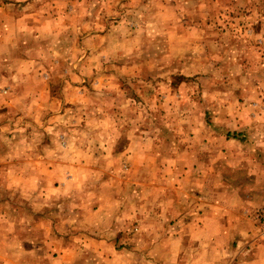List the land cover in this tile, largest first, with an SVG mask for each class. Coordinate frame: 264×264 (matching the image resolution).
Returning a JSON list of instances; mask_svg holds the SVG:
<instances>
[{"label": "rangeland", "instance_id": "rangeland-1", "mask_svg": "<svg viewBox=\"0 0 264 264\" xmlns=\"http://www.w3.org/2000/svg\"><path fill=\"white\" fill-rule=\"evenodd\" d=\"M212 194L256 228L264 0H0V264H224Z\"/></svg>", "mask_w": 264, "mask_h": 264}, {"label": "crops", "instance_id": "crops-1", "mask_svg": "<svg viewBox=\"0 0 264 264\" xmlns=\"http://www.w3.org/2000/svg\"><path fill=\"white\" fill-rule=\"evenodd\" d=\"M127 152L125 151V153ZM209 196H203L199 201L203 218L208 223L216 221L217 218L218 222L223 224V227L220 226L218 229L224 232L226 231L227 234L229 233L228 236L236 239V247L232 252L233 256L230 259H226L224 264H264V241H261L257 237L256 228L253 226L251 218L248 219L246 217V213L244 212L246 208L243 209L244 211L242 210L244 205H240L241 203L236 195L228 196L226 204H222V200L219 199L221 197L219 194L217 196L215 194ZM222 205L229 209H237L233 213H222L220 210H217V217L210 215V209H219ZM238 208L240 212L238 218L235 219L232 216H234L236 211H239ZM250 208H253V206ZM223 216L232 217V219L227 222Z\"/></svg>", "mask_w": 264, "mask_h": 264}, {"label": "built area", "instance_id": "built-area-1", "mask_svg": "<svg viewBox=\"0 0 264 264\" xmlns=\"http://www.w3.org/2000/svg\"><path fill=\"white\" fill-rule=\"evenodd\" d=\"M253 219L256 223L257 237L264 241V210H258L254 213Z\"/></svg>", "mask_w": 264, "mask_h": 264}, {"label": "trees", "instance_id": "trees-1", "mask_svg": "<svg viewBox=\"0 0 264 264\" xmlns=\"http://www.w3.org/2000/svg\"><path fill=\"white\" fill-rule=\"evenodd\" d=\"M236 137V135L235 134H232V138H235Z\"/></svg>", "mask_w": 264, "mask_h": 264}]
</instances>
